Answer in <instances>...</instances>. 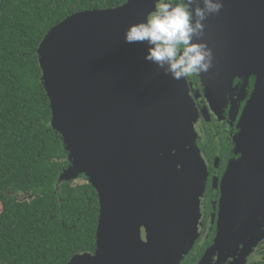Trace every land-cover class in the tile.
<instances>
[{
	"label": "water",
	"instance_id": "95a60500",
	"mask_svg": "<svg viewBox=\"0 0 264 264\" xmlns=\"http://www.w3.org/2000/svg\"><path fill=\"white\" fill-rule=\"evenodd\" d=\"M223 5L204 22L214 62L203 76L215 96L229 89L240 69L256 74L238 123L240 155L230 163L225 183L239 194V204L261 211L264 0ZM152 10L154 0H127L79 11L52 27L40 45L52 124L71 160L60 179L84 174L100 202L95 251L78 253L67 264H179L183 248L198 235L206 167L194 143L189 91L144 59L146 44L124 40L129 26ZM232 194L231 208L240 206ZM253 219L234 223L252 228ZM231 222L226 225L234 228Z\"/></svg>",
	"mask_w": 264,
	"mask_h": 264
},
{
	"label": "trees",
	"instance_id": "16d2710c",
	"mask_svg": "<svg viewBox=\"0 0 264 264\" xmlns=\"http://www.w3.org/2000/svg\"><path fill=\"white\" fill-rule=\"evenodd\" d=\"M126 1L0 0V264H67L96 249L98 192L84 174L60 179L71 160L39 49L68 16Z\"/></svg>",
	"mask_w": 264,
	"mask_h": 264
},
{
	"label": "flooded vegetation",
	"instance_id": "af4514ba",
	"mask_svg": "<svg viewBox=\"0 0 264 264\" xmlns=\"http://www.w3.org/2000/svg\"><path fill=\"white\" fill-rule=\"evenodd\" d=\"M180 81L191 97L194 143L206 169L200 195L198 235L192 246L183 248L185 252L179 264H264V233L258 241L252 240L264 230V208L255 209L254 214L255 210L247 208L246 203L239 204V194H232L225 183L230 163L240 155L235 142L238 123L253 92L256 74L240 69L234 74L229 89L224 94L219 90L215 96L210 95L203 73ZM231 194L240 206L231 208ZM238 218H254L256 223L252 228L241 229L234 223ZM228 220L233 221L234 228L226 225Z\"/></svg>",
	"mask_w": 264,
	"mask_h": 264
},
{
	"label": "clouds",
	"instance_id": "9594fccd",
	"mask_svg": "<svg viewBox=\"0 0 264 264\" xmlns=\"http://www.w3.org/2000/svg\"><path fill=\"white\" fill-rule=\"evenodd\" d=\"M223 6V0H154V10L130 25L124 40L146 44L144 59L174 80L200 76L214 62L204 22Z\"/></svg>",
	"mask_w": 264,
	"mask_h": 264
},
{
	"label": "rangeland",
	"instance_id": "374dc122",
	"mask_svg": "<svg viewBox=\"0 0 264 264\" xmlns=\"http://www.w3.org/2000/svg\"><path fill=\"white\" fill-rule=\"evenodd\" d=\"M83 181H84L83 178H78V179H76V182H83ZM0 210H1V204H0ZM193 236H194V234H193ZM159 264H161V263H159Z\"/></svg>",
	"mask_w": 264,
	"mask_h": 264
}]
</instances>
